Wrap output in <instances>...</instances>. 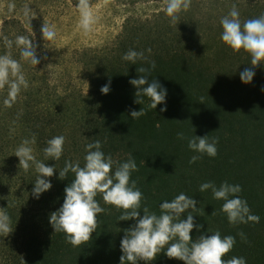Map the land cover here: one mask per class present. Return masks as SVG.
Segmentation results:
<instances>
[{
    "label": "trees",
    "instance_id": "obj_1",
    "mask_svg": "<svg viewBox=\"0 0 264 264\" xmlns=\"http://www.w3.org/2000/svg\"><path fill=\"white\" fill-rule=\"evenodd\" d=\"M7 1L15 7L1 19L0 56L10 55L20 63L27 87L21 86L14 100L9 85L0 89V209L10 216L13 227L7 235L0 233V264H120L121 239L136 221L118 220L124 210L106 204L102 194L95 199L104 212L98 214V226L88 242L72 246L49 222L63 203L64 188L74 179L71 171L59 179V171L66 161L83 167L86 145L96 140L114 161L113 172L130 155L134 159L138 170L130 181L143 194L141 216L144 208L160 215L163 201L184 193L197 201V208L180 219L192 214L194 223L202 226L190 232L193 240L216 231L221 237L231 235L235 244L223 259L243 257L246 264H264V61L252 66L249 53L222 42L220 24L233 5L242 23L258 18L264 14V0H191L175 21L164 10L165 0H117L135 7L159 6L145 16H126L110 43L78 52L85 91L44 67L35 32L15 14L25 5L21 0ZM18 36L35 46L37 65L22 58ZM129 50L142 52L144 58L135 64L124 60ZM140 67L148 68L149 80H158L167 90L165 101L155 109L142 92L136 97L138 89L129 82L143 75L136 71ZM245 68L255 73L249 83L240 79ZM105 84L110 91L102 94ZM140 108L146 114L133 119L130 112ZM181 132L185 139L178 138ZM33 134L35 143L30 146L36 159L56 168L53 176L41 177L52 186L38 198L32 192L39 175L35 165L30 162L25 171L14 154ZM61 135L65 142L60 159L45 157L47 141ZM195 135L218 137L217 155L189 149L187 138ZM193 156L199 159L189 163ZM208 181L217 188L224 182L241 186L236 195L259 222L230 223L222 211L225 201L215 199L212 189L199 190ZM165 252L166 248L154 260L138 259L136 264H185Z\"/></svg>",
    "mask_w": 264,
    "mask_h": 264
},
{
    "label": "clouds",
    "instance_id": "obj_2",
    "mask_svg": "<svg viewBox=\"0 0 264 264\" xmlns=\"http://www.w3.org/2000/svg\"><path fill=\"white\" fill-rule=\"evenodd\" d=\"M190 5L191 0H165L164 10L175 21L178 18V13L188 10ZM9 7H15V5ZM78 8L81 16L80 26L85 31L91 30L96 18L93 15L89 0H79ZM27 10L28 8H26ZM220 24L222 26V42L234 51L243 49L249 53L252 66L264 61V14L258 18L247 19L242 23L239 12L233 5L228 15L221 18ZM41 32L44 40L52 41L55 39L56 32L53 28L43 24ZM17 44L23 46L22 58L30 60L33 65L39 63L35 46L31 40L24 36H18ZM143 58L142 52L134 50H129L123 56L124 60L133 64L137 59ZM151 67L155 68L154 61L151 63ZM136 71L143 75L129 81L138 89L135 95L137 97L142 92L150 98L149 107L155 109L157 104L165 101L167 90L158 80H149L150 70L148 68L140 67ZM254 75V71L245 68L240 73V79L243 83H249ZM12 76L16 77L15 81L10 80ZM109 84L101 87L102 94H107L110 91ZM6 85L10 86L9 95L13 100L19 93L21 86L27 87V81L21 74L20 63L12 59L10 55L0 56V89ZM261 91H264V88ZM135 103H140V101L136 99ZM165 110L166 107L160 109L161 112ZM145 114L141 108L130 112L133 119H138ZM177 135L179 139L186 138L182 132ZM187 139L189 149L202 154L206 153L210 157L217 155L218 137H212L209 140L207 135H195ZM64 142L65 137L62 135L49 139L47 147L43 150L45 157L59 160L63 153ZM34 143L35 134L31 140L22 141L14 154L19 157V165L25 171L30 168L31 164L35 165L39 175L32 192L38 198L39 194L49 190L52 186L49 180L41 177L53 176L56 168L54 165L48 166L36 159L33 148L30 146ZM101 146L99 140L87 144V154L84 157L85 164L83 167L79 163L73 164L66 161L63 169L59 171V179L68 176L69 171L74 173V179L64 188L63 203L59 209L50 214L49 222L55 232L65 234L72 246L77 247L91 240V233L98 226L97 216L104 212V209L95 199L100 193L106 204L124 210L118 220L134 219L136 221L134 226L125 230V235L121 239L120 247L123 255L120 257V264H125L126 261L136 264L138 259L146 262L154 260L156 255L165 248L167 257L182 260L185 264H246L243 257L223 259L235 244V237L231 235L221 237L220 232L216 231L211 235L201 234L193 240L190 232L193 228L199 230L202 226L194 223L192 214L187 215L186 219H180L182 213L197 208V201L184 193H180L171 201H163L159 205L160 215L149 213L148 209L144 208L141 216L138 210L141 209L143 194L136 187V182L130 181L131 173L138 170L134 159L130 155L126 162L117 164L113 172L114 161L111 156H105L100 150ZM197 159H199L198 156H193L189 163H194ZM207 189H212L215 199L225 201L222 205V211L227 214L230 223L259 222V216L250 214L247 202L236 195L242 191L241 186L224 182L217 188L211 181L200 185V191ZM12 231L10 216L0 209V233L7 235ZM240 235L243 236V233Z\"/></svg>",
    "mask_w": 264,
    "mask_h": 264
},
{
    "label": "rangeland",
    "instance_id": "obj_3",
    "mask_svg": "<svg viewBox=\"0 0 264 264\" xmlns=\"http://www.w3.org/2000/svg\"><path fill=\"white\" fill-rule=\"evenodd\" d=\"M25 7L15 14L21 16L36 34L44 67L54 76L63 75L64 79L77 89L86 90L78 52L84 48H98L113 41L120 33L123 19L130 14L145 16L158 6L143 4L131 6L117 0H97L90 3L96 18L91 30L80 26L79 0H21ZM19 5V4H18ZM9 1L0 0L1 19L10 13ZM47 25L56 32L52 41L44 40L42 26Z\"/></svg>",
    "mask_w": 264,
    "mask_h": 264
}]
</instances>
